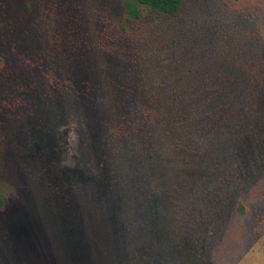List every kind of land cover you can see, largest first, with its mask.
I'll return each instance as SVG.
<instances>
[{
    "label": "rangeland",
    "instance_id": "374dc122",
    "mask_svg": "<svg viewBox=\"0 0 264 264\" xmlns=\"http://www.w3.org/2000/svg\"><path fill=\"white\" fill-rule=\"evenodd\" d=\"M0 0V264H264V0Z\"/></svg>",
    "mask_w": 264,
    "mask_h": 264
},
{
    "label": "trees",
    "instance_id": "16d2710c",
    "mask_svg": "<svg viewBox=\"0 0 264 264\" xmlns=\"http://www.w3.org/2000/svg\"><path fill=\"white\" fill-rule=\"evenodd\" d=\"M182 0H126L124 7L128 15L138 18L140 7L152 10L156 14H175L181 7Z\"/></svg>",
    "mask_w": 264,
    "mask_h": 264
}]
</instances>
